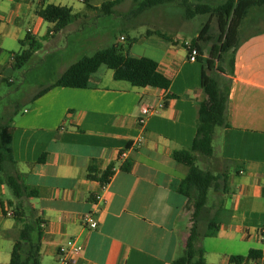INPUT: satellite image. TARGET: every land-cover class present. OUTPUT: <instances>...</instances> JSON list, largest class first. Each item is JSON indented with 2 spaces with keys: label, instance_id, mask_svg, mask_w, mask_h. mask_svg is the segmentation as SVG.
<instances>
[{
  "label": "crops",
  "instance_id": "1",
  "mask_svg": "<svg viewBox=\"0 0 264 264\" xmlns=\"http://www.w3.org/2000/svg\"><path fill=\"white\" fill-rule=\"evenodd\" d=\"M111 1L117 0H87L90 7L84 5L88 12H98ZM118 1L115 7L122 5ZM48 4L62 6L51 0H0V56L7 42L20 46L27 34L42 43L33 57L57 49L61 38L56 37L76 27L75 19L54 32L55 24L38 14ZM121 10L130 12L124 6ZM249 13L251 24L262 14L258 9ZM256 23L264 26V21ZM74 31L80 48L85 45L83 30ZM128 38L122 34L119 41L127 44ZM184 42L189 41L165 34L151 39L147 32L127 48L129 57L157 63L170 81L167 90L132 87L114 80L113 72L104 83L107 74L101 66L90 76L88 88L55 87L34 99L52 82L25 107H17L8 122L14 128L10 172L35 193L26 201V214L42 221L41 264H58V248L70 240L82 249L73 264H172L183 253L193 209L176 188L188 167L171 154L189 148L194 139L208 58L203 49L190 62ZM215 76L221 85H230V126L215 129L214 156L206 159L208 169L226 174L227 183L218 197L209 194L208 204L211 215L219 206L230 215L215 237L202 239L198 246L206 264H264V28L240 41L231 75ZM144 105L163 108L141 126ZM126 163L128 171L122 169ZM90 166L96 175L112 167L105 188L88 177ZM6 189L0 184V264H10L19 229L12 218L14 199L5 198ZM96 195L102 197L98 203ZM87 214L97 222L95 229L84 223ZM251 251L253 258L248 257ZM237 257L243 262L232 261Z\"/></svg>",
  "mask_w": 264,
  "mask_h": 264
},
{
  "label": "trees",
  "instance_id": "2",
  "mask_svg": "<svg viewBox=\"0 0 264 264\" xmlns=\"http://www.w3.org/2000/svg\"><path fill=\"white\" fill-rule=\"evenodd\" d=\"M135 9H131L129 15L136 16L140 12L160 5L176 4L182 10V17L185 20H192L197 16L208 15L207 23L211 22L214 15L218 16V22L223 28L229 21V28L224 43L220 47L211 46L208 50L206 60V71L201 78V88L204 99L200 102L197 110L196 133L192 144L187 149L174 151L172 159L188 167L186 177L181 180L176 191L187 198L192 205L191 222L185 242V248L180 257L172 264H206L203 250L198 246L204 238L215 237L220 226L224 223V218L229 217L230 212L219 206L218 210L211 215L209 207V194L213 193L217 197L225 190L227 176L224 172L215 173L210 169H202L198 166L199 156L212 158L214 148L212 145L215 129L230 126L229 115V91L230 85H224L216 78L214 73L221 75H231L233 73L234 52L239 46L235 32L248 15L250 9L264 7V0H133ZM120 1L105 2L98 11L104 15H112L113 8ZM83 3L90 7L87 0ZM39 16L49 22L54 23V32L65 29L73 21L72 10L65 6L48 4L38 12ZM205 24V25H206ZM150 33V32H148ZM156 33V32H154ZM202 33V32H201ZM163 38V34L156 33ZM199 38L190 41L193 48L198 51V56L202 54L203 48L198 43ZM134 41L128 38L127 46ZM21 50L11 53L10 70L23 68L42 49L40 39L27 34L20 41ZM127 47V48H128ZM127 50L122 46L113 45L96 51L91 56H84L71 64L64 73L52 84L43 88L34 99L42 96L47 91L55 87L84 89L90 87V76L98 71L101 66L113 72L116 81H124L132 87L145 88L153 87L167 90L170 81L159 71L155 61L148 58H133L127 55ZM214 61L217 66H214ZM225 65V67H224ZM228 68V70H227ZM0 83H6L1 78ZM15 109L13 116L17 114ZM12 117L9 119V121ZM14 128L9 123L0 124V184L6 185L13 196L12 203L13 217L21 223L18 236L14 240L11 252L10 264H41L40 247L43 236L40 218L29 219L26 215V201L32 198L35 193L25 186L18 175L10 172V166L14 164L11 153V139ZM41 158L40 161H42ZM130 163H126L122 169L128 171ZM97 171L92 166L89 167L88 177L97 179L101 185L109 183L112 177V167L105 172L96 175ZM228 220V219H227ZM225 220V221H227ZM203 222L205 223L203 225ZM253 251L248 255L254 257ZM242 257L232 258L236 263L243 262Z\"/></svg>",
  "mask_w": 264,
  "mask_h": 264
},
{
  "label": "rangeland",
  "instance_id": "3",
  "mask_svg": "<svg viewBox=\"0 0 264 264\" xmlns=\"http://www.w3.org/2000/svg\"><path fill=\"white\" fill-rule=\"evenodd\" d=\"M51 2L70 8L76 27L74 26V28L68 29L67 32L65 31L63 37H56L61 38L58 40L57 49L40 51L36 57H33L23 68L18 70H10V55L12 52H18L20 46L13 42L5 44V52L0 56V64L6 65L0 67V80L1 78L6 80V83H0V124L9 122L17 107H25L27 100L31 99L36 92L58 79L63 67L75 63L84 56H91L97 50L109 48L115 44L127 49V44H122L119 41L122 34L136 38V41L141 37H145L147 32H150L151 39L157 38L156 33L171 37L177 36L180 39H187L189 42L199 38L198 43L204 49L206 55H208L211 46L220 47L224 43L225 37L229 36V34L227 35L229 21L221 28L217 15H214L211 22L207 24L208 15L185 20L182 17L181 8L176 4L156 6L132 16L123 12L121 7L124 6L128 11L135 9L136 4L133 0H123L120 7L113 8L114 13L112 15H104L101 11L88 12L84 3L78 0H51ZM263 8L250 9H258L262 14L257 18H253L252 24L249 22V17L243 19L235 32L237 41L240 42L245 36L264 28L263 25H257L256 23L264 21L261 20L264 19ZM74 29L83 30L82 39L85 40V45L80 48L77 44L79 42L77 40L80 39H75L74 34L76 31ZM197 32L199 34L196 37ZM216 64L217 62L214 61V66ZM102 70L107 74L104 79V83H107L110 80L109 76H111L112 71L105 67ZM214 74L219 75L217 72ZM197 164L202 169L210 167L208 159L204 156H199ZM5 198L12 199V193L8 187ZM12 218L14 219V217ZM28 218L31 219V216ZM15 222L18 225L19 232L22 225L17 220Z\"/></svg>",
  "mask_w": 264,
  "mask_h": 264
},
{
  "label": "built area",
  "instance_id": "4",
  "mask_svg": "<svg viewBox=\"0 0 264 264\" xmlns=\"http://www.w3.org/2000/svg\"><path fill=\"white\" fill-rule=\"evenodd\" d=\"M121 41H124V37H121ZM184 47L188 53V60L190 62H195L198 57V51L196 48H193L190 42H184ZM163 105H159L158 107H151V106H141L140 108V117L138 119L139 125H144L145 121L148 117L152 114H155L159 109H162ZM126 154L122 153L121 157H124ZM106 185H102L105 188ZM102 200L100 195L95 196V203H98ZM83 221L86 225L89 226L91 229H95L97 227V222L91 217V215L83 216ZM261 238L264 240V229L260 231ZM82 253L81 246H79L75 241L70 240L67 241L64 245L58 248V264H73L74 259L80 256ZM256 264H262L258 262Z\"/></svg>",
  "mask_w": 264,
  "mask_h": 264
}]
</instances>
